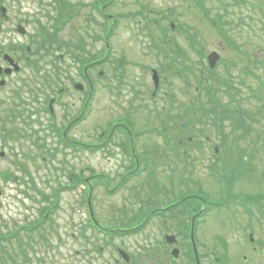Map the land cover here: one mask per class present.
Instances as JSON below:
<instances>
[{
	"label": "rangeland",
	"instance_id": "1",
	"mask_svg": "<svg viewBox=\"0 0 264 264\" xmlns=\"http://www.w3.org/2000/svg\"><path fill=\"white\" fill-rule=\"evenodd\" d=\"M71 3H80L79 0H69ZM88 2L89 0H81V2ZM123 0L114 1V5L111 8L115 15L123 16L118 19L120 25L115 37L111 38L110 44L112 48L113 58L118 60L125 59L127 64L135 65L138 63H144L145 65H151L154 67L160 62L163 64L165 60L160 58L158 52L153 48V45H161L162 37L158 28L152 24L153 20L161 21L162 17L170 16L171 19L178 18L180 24L183 25L191 35L196 36L197 41L205 45L209 51L215 50L223 42L217 39L214 34V29L205 17L204 12L210 13L211 18L222 15L226 7L227 16H223L224 21H228L231 28L230 35L233 36L237 45L238 51L234 47L227 48L222 47V56L224 57V66L229 62L236 63V68L231 72L234 76L239 77L240 80L237 85L241 89V93L245 97H249L247 103H242L246 109H250L253 112H258L260 108L264 109V68L252 67L253 74H245L241 72V68L247 65V58L243 53H249L252 58L256 56V52L261 51L258 56L259 60L264 58V0H201L203 9H199L194 1L190 0ZM89 4V3H85ZM148 4L151 7L150 10H143L142 5ZM88 6V5H87ZM171 10V12H169ZM88 11L96 17L98 14L91 10ZM144 14L148 21L143 17L137 16ZM134 16V17H132ZM137 16V17H136ZM98 18V17H97ZM99 20V19H98ZM167 24L168 22L165 21ZM100 35V29L97 31V35ZM174 38L180 42L181 47L188 53V42L185 37L179 33L171 34ZM86 39V36H85ZM222 42V43H220ZM226 43H224L225 45ZM97 50L98 52H96ZM91 51L92 55L100 53V43ZM160 58V59H159ZM166 62L165 64H168ZM108 66V65H107ZM103 65L101 67L104 76L108 75L107 80L99 82L98 98H97V111L95 117L99 118V131L103 129L108 130V126L113 123V119L124 117L125 111L128 109V102L133 97L132 94L126 97L128 88L131 85H139V89L144 93L151 85V77L147 71H141L135 66L126 65L123 69L114 71L113 68L108 69ZM225 67H220L218 72L223 74ZM227 80V77H224ZM112 80L111 84L113 90L110 92L106 89V83ZM120 91L119 92V89ZM151 98V97H150ZM143 102L146 101V96L142 95ZM136 105V104H134ZM166 106V101L158 100L157 108ZM139 113L146 114V111ZM147 115V114H146ZM135 120L137 130H148L150 127V121L143 120V126H139V120ZM126 122V121H125ZM253 128L250 131H241L240 134L243 138L241 146L243 149L251 152L252 155H245L246 160H254L253 166L257 176L264 171V113L257 115L254 120ZM205 129L202 127L206 137L198 136V140L210 141L213 149L215 147L216 129L212 123ZM253 124V123H252ZM258 124V125H257ZM157 126V123L154 127ZM159 128V127H158ZM18 129L22 132L25 130L29 132L32 128L26 126L21 121H18ZM151 129V128H149ZM229 129H227L228 131ZM1 131V130H0ZM76 131L75 133H79ZM210 134H208V133ZM164 139L160 137H153L154 142H151L147 137L144 138L142 146L137 143V152L142 156L149 159V155L143 153L148 150H157L158 147L164 148L165 140L169 139V135L165 134ZM259 138V142L257 139ZM263 139V140H261ZM124 138L120 135L113 137L114 144H120ZM261 140V141H260ZM49 151L54 153V157H48L47 162L42 160L31 167V173L35 179L33 182L29 181V187L25 186L21 182H13L5 179H12L19 176L18 162L21 161L23 156L18 155L29 150V145L25 142V139L19 143L13 144L10 142L6 144L3 139V133L0 132V151H5L7 157L1 162V175H0V191L2 197L0 199V264H158L155 262V257L147 258L146 256H140L138 253L143 245H146L149 240L143 236H131V237H115L110 240L104 235H94L92 228L87 224L89 212L86 203V188L82 185L76 190L63 193L59 195L58 208L50 217V219L44 221L42 218V209L45 203L38 202L41 199L40 193L34 191L31 186L35 185L40 192L52 196L51 192L57 188L59 184L68 185V176L74 171L77 174L83 175V178L89 176L91 170H94L96 174L103 173L111 179L109 187H114L119 182L123 181L124 168L128 165V161L123 158L118 151L112 150L113 156H107L104 152L98 155H91L88 152L80 153L79 157L73 155L69 151H63L56 147L55 141H49ZM32 144L31 142H28ZM145 147V150H143ZM162 148V149H163ZM58 149V150H56ZM34 153L38 154L33 147ZM207 152L210 153L209 148ZM206 152L204 157L196 156L195 165L196 171L201 172L202 176L207 170L205 169L213 161L208 157ZM170 153V152H169ZM169 153L161 154L160 156L170 155ZM110 154V153H109ZM49 156L50 154L47 153ZM197 155V154H194ZM212 153L210 154V156ZM140 156V155H139ZM152 156L153 160L150 165H156L154 169V176L152 182H155L157 189L154 186L144 190V193L137 195L138 191H133L140 186L143 181L148 180L146 178H139L132 180L121 186L114 196L109 197V193L105 188L103 180L100 183L95 184L93 191V207L96 215L99 217V221L105 227H124L127 225L126 218L129 219L130 215H137L139 211H142L147 206L146 202L155 204L156 201H161L162 205L169 200L167 195L168 181L171 178L170 173H166L163 170L167 169L168 163L160 162L159 166L156 164V160H162L163 157ZM208 157V158H207ZM51 159V160H50ZM141 159V157H140ZM17 161V163H16ZM155 161V163H154ZM42 162V163H41ZM16 163V164H15ZM144 166V161H140L136 170L140 169V164ZM130 165V162H129ZM177 166V165H176ZM181 167V165H179ZM149 170V167H148ZM152 170V168L150 169ZM175 179V189L173 194H177L179 191H185L181 186L179 187L180 171L177 168L172 169ZM146 173H142L144 175ZM3 175V176H2ZM10 176V177H9ZM202 176L196 177V179H202ZM194 179V181H197ZM249 177L238 178L234 188L237 193H243L245 195L264 196V181L260 178L252 180L251 184L248 181ZM202 186V184H201ZM114 188H111V190ZM195 191V190H194ZM111 192V191H110ZM147 193L153 202L150 201L149 196H144ZM215 197L214 195H212ZM130 199V201H124ZM213 200V199H212ZM37 201V202H36ZM261 206L254 210V214L257 217V223L255 224L259 230L254 236L257 240L264 241V202ZM238 209L237 223L233 226L229 220V213L226 211L220 212L225 218V229L230 245L236 244L242 241L241 237L246 234V227L252 222L251 217L242 212L240 206H235ZM132 213V214H131ZM219 213V212H216ZM215 214V212H214ZM212 211L208 213L207 224L205 227V237L202 243L204 245H213L214 240H219L220 229L210 218ZM227 216V217H226ZM168 217V215H167ZM231 217V216H230ZM212 218H214L212 216ZM163 219H156L154 224L157 225L160 231L154 242H161L163 235H174L171 229L166 230L161 225ZM42 224V229L39 234L34 232L27 234L22 231L20 226H32ZM88 225V229L85 227ZM237 227V230H236ZM18 232L16 237L8 238L4 240V235H8L9 232ZM95 234L97 232L95 231ZM153 234L152 236H154ZM177 237V236H176ZM178 238V237H177ZM180 240V238H178ZM198 246L202 243L197 239ZM125 251L130 256L129 263H124L119 257L118 250ZM167 246H163L162 250L167 251ZM206 249V248H204ZM157 251H154L156 253ZM146 254V252H142ZM161 254V251L159 252ZM206 256H210L211 253H205ZM204 254V255H205ZM152 255V254H149ZM230 256L232 262H242V258L237 254V251H231ZM147 258V259H146ZM208 261V258L205 262ZM252 259H248L247 264H251ZM258 264H264V255L260 256ZM177 264H187L185 259H178Z\"/></svg>",
	"mask_w": 264,
	"mask_h": 264
},
{
	"label": "flooded vegetation",
	"instance_id": "2",
	"mask_svg": "<svg viewBox=\"0 0 264 264\" xmlns=\"http://www.w3.org/2000/svg\"><path fill=\"white\" fill-rule=\"evenodd\" d=\"M28 11L24 0H0V108L11 112L19 104L27 105L36 122L43 121L46 127L76 129L82 124L84 108L92 106L98 74L88 70L83 76L64 68L58 70L51 62L34 59L29 46V30H33L34 25ZM80 23H83L82 18ZM44 63L49 71L41 79L37 77L36 67ZM16 64L20 65V70H16ZM19 76L24 78L20 80ZM82 82L85 89L77 86ZM39 111L46 113L47 118L40 117ZM96 126L94 120L92 128ZM172 144L174 149V142Z\"/></svg>",
	"mask_w": 264,
	"mask_h": 264
},
{
	"label": "trees",
	"instance_id": "3",
	"mask_svg": "<svg viewBox=\"0 0 264 264\" xmlns=\"http://www.w3.org/2000/svg\"><path fill=\"white\" fill-rule=\"evenodd\" d=\"M196 1L197 3H199L200 7H202V3L201 0H193ZM222 17L221 16H217L213 21V25L218 26V29L221 28V26L223 25L222 23ZM219 36H221L226 42H228L229 44H232L231 40L228 38V35L226 32L224 31H220L219 32ZM193 41V40H192ZM264 61L260 62V65H263ZM246 72H251L250 67L247 68L245 70ZM221 78L220 76L216 75L212 77V83L215 85H220L219 83H221ZM217 90H220V87L217 88ZM194 111H195V117H193V119L190 121L194 126L196 125V123H202L205 119L208 118V116L211 114H213L216 118H219L221 116V114L218 111H215V109L212 110V112H209L205 106H203V104L200 103H194ZM259 114H262L264 112L263 107L259 109ZM262 112V113H261ZM242 116L245 115V112L241 113ZM251 121H253V119H250ZM234 128V132H233V138L236 140L239 139H243L242 136L241 137H237L236 132L239 130H243L242 128L247 126V123L243 120L241 121V123ZM247 128V127H246ZM249 129V128H248ZM230 137H226V139L228 140ZM257 142H259V138L257 139ZM248 150L243 149V151H240L237 153L236 157L237 159L235 161L232 162V164H230L229 162H227L225 164V170L232 172V175L230 176H226V181L223 182L222 180H219L218 183L220 184L221 187H225V195H226V202L224 205H221L219 207H223L225 209V211L231 215L234 216V218H237V213L239 212L237 208H235V206H240L242 208V211L246 214H248L249 216L252 215V209L251 207L253 206L252 204H254V200L251 198L250 195H245L243 193H237L235 190H233L234 187V182H232L230 179L231 177L238 179V177H249V178H253V174L250 175V173H252V163L251 160L247 161L245 159V155L251 156L252 153L247 152ZM231 168V169H230ZM255 178H260L261 180L263 179L264 181V172L261 173V175L259 174V176H256ZM60 189L56 190L53 195L51 197H48L46 194H42V201L47 203V210L52 214L54 213L55 210V206L58 204L59 202V195H60ZM50 198H52L54 201L51 202ZM41 201V202H42ZM264 202V196L260 197L258 196L257 199V204L258 206H261ZM50 203L53 206V208L50 207ZM218 204V201H213L210 202V208H218L215 204ZM221 203V202H220ZM257 206V207H258ZM8 236L10 237H16V234H13V232L9 233Z\"/></svg>",
	"mask_w": 264,
	"mask_h": 264
},
{
	"label": "water",
	"instance_id": "4",
	"mask_svg": "<svg viewBox=\"0 0 264 264\" xmlns=\"http://www.w3.org/2000/svg\"><path fill=\"white\" fill-rule=\"evenodd\" d=\"M211 58H214L213 60H216V59H217V57H216V56H215V57H214V56H212Z\"/></svg>",
	"mask_w": 264,
	"mask_h": 264
}]
</instances>
